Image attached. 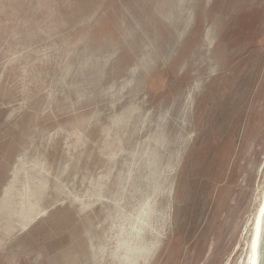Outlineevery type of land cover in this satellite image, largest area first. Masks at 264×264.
Instances as JSON below:
<instances>
[{"label":"rangeland","instance_id":"1","mask_svg":"<svg viewBox=\"0 0 264 264\" xmlns=\"http://www.w3.org/2000/svg\"><path fill=\"white\" fill-rule=\"evenodd\" d=\"M264 194V0H0V264H246Z\"/></svg>","mask_w":264,"mask_h":264},{"label":"bare ground","instance_id":"2","mask_svg":"<svg viewBox=\"0 0 264 264\" xmlns=\"http://www.w3.org/2000/svg\"><path fill=\"white\" fill-rule=\"evenodd\" d=\"M264 231V194L261 207L254 221L252 232L250 234L249 252L246 264H260L261 242Z\"/></svg>","mask_w":264,"mask_h":264},{"label":"water","instance_id":"3","mask_svg":"<svg viewBox=\"0 0 264 264\" xmlns=\"http://www.w3.org/2000/svg\"><path fill=\"white\" fill-rule=\"evenodd\" d=\"M260 264H264V231H263L262 242H261V257H260Z\"/></svg>","mask_w":264,"mask_h":264}]
</instances>
